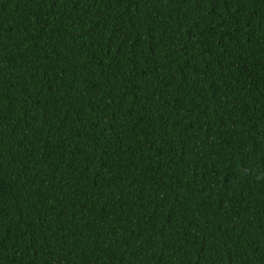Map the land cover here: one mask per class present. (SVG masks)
Listing matches in <instances>:
<instances>
[{
	"label": "trees",
	"instance_id": "trees-1",
	"mask_svg": "<svg viewBox=\"0 0 264 264\" xmlns=\"http://www.w3.org/2000/svg\"><path fill=\"white\" fill-rule=\"evenodd\" d=\"M0 264H264V0H0Z\"/></svg>",
	"mask_w": 264,
	"mask_h": 264
}]
</instances>
